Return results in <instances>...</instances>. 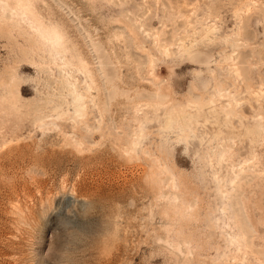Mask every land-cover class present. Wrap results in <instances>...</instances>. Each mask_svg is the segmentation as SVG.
Returning <instances> with one entry per match:
<instances>
[{
  "label": "rangeland",
  "instance_id": "rangeland-1",
  "mask_svg": "<svg viewBox=\"0 0 264 264\" xmlns=\"http://www.w3.org/2000/svg\"><path fill=\"white\" fill-rule=\"evenodd\" d=\"M0 264H264V0H0Z\"/></svg>",
  "mask_w": 264,
  "mask_h": 264
},
{
  "label": "bare ground",
  "instance_id": "bare-ground-1",
  "mask_svg": "<svg viewBox=\"0 0 264 264\" xmlns=\"http://www.w3.org/2000/svg\"><path fill=\"white\" fill-rule=\"evenodd\" d=\"M32 28L35 30V25L32 26ZM38 36L42 38L43 45L44 46H50L51 48L56 49L57 53H63V47L60 39H58L56 36L52 34H48L46 32L38 31ZM60 48V49H59ZM51 51V50H50ZM55 54V53H54ZM60 55V54H59ZM58 62V61H57ZM68 72V71H67ZM157 98V97H156ZM162 98V97H161ZM185 107H183L184 109ZM186 110V109H185ZM171 111V110H170ZM178 112V111H177ZM168 113V112H167ZM176 118V117H174ZM242 240V239H241Z\"/></svg>",
  "mask_w": 264,
  "mask_h": 264
}]
</instances>
